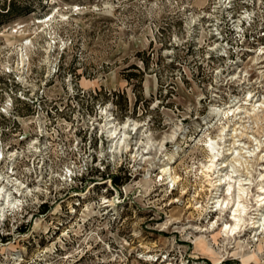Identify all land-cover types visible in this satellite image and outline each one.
I'll return each instance as SVG.
<instances>
[{
	"label": "rangeland",
	"instance_id": "obj_1",
	"mask_svg": "<svg viewBox=\"0 0 264 264\" xmlns=\"http://www.w3.org/2000/svg\"><path fill=\"white\" fill-rule=\"evenodd\" d=\"M13 2L21 14H0V172L41 190L0 219V264H264L250 219L264 208V0ZM17 91H42V112L7 107ZM253 105L256 123L229 115L219 139L216 110ZM40 118L42 165L28 148ZM107 119L137 123L127 150H112ZM208 138L217 166L233 141L254 151L235 235L233 202L212 198L226 185L215 194L202 174Z\"/></svg>",
	"mask_w": 264,
	"mask_h": 264
},
{
	"label": "bare ground",
	"instance_id": "obj_2",
	"mask_svg": "<svg viewBox=\"0 0 264 264\" xmlns=\"http://www.w3.org/2000/svg\"><path fill=\"white\" fill-rule=\"evenodd\" d=\"M52 18L53 16L47 19L46 22L50 21ZM40 22L41 23L43 22L45 24V21H40ZM261 53L264 54V51H261ZM23 57L24 56L22 55V58ZM23 62H24V59H23ZM254 107L255 106L253 105V107L249 109L242 108V106H238L236 109H231V108L217 109L216 113L220 114L221 112V114L222 113L226 114V117H225L226 122H224L223 125L220 126L221 133L219 134V139L222 138L221 134L224 132V130L230 127L229 125L230 116L232 117L233 115H237L241 113L243 109H244V112L247 114V116L253 122L256 123L259 116H258V113L255 112ZM260 108L262 109V111L264 110V105H262L261 103L258 104L257 110H259ZM237 123L238 122H235L233 125H236ZM105 125L107 128V135L110 138V141L114 142L112 145L113 149L112 148L111 149L114 151H117L118 149L120 151L122 149L127 150L128 148L124 141L126 137L125 129L129 128L130 126H133V129H135L137 127V123L130 124L129 122L128 123L125 122L121 126V125L114 124L111 119L110 120L107 119ZM232 131L235 132L236 128L233 127ZM254 140H257V139L254 138ZM218 144L220 143L213 138H208L207 140H205V143L202 144L203 147L207 148L206 150L209 153V160H208L209 163L203 165L202 174L206 178V180H208V183L211 186L210 189L212 188L211 189L212 191L213 190L216 191L215 194H217L220 187H222L224 184L226 185L227 193H225V195L222 194L223 197L221 194H219L212 198L214 199L215 197H217V199L213 201V203H215L219 209L222 208V206H224L225 204H228V203L230 204L231 202H233L234 208L231 212L233 222H231L230 224L225 223L223 232L226 236H228V234L235 235V232H237L238 230H241V228L245 225L244 217L247 214H252V212L248 210V204H247L248 190L247 189L250 187L251 182L253 181H251V179L248 178L247 176L245 178H242L241 175L238 174V172L242 168H243L242 171L244 169H247L246 166L249 162L248 158L253 157L252 154L254 151L250 150L249 147H248V150L246 149V151H243L244 147L240 146L239 144L236 145L235 142L233 141L232 143H230L232 144V146H230L229 144V148H227V153L225 154V156H223L220 166H217L218 164L217 162L219 160L217 159V157L218 155H220ZM262 151L263 150H260V152ZM235 153L236 155H234ZM246 153H248V155H246ZM229 156H231V158ZM1 157H2V154L0 152V162H1ZM263 157L264 155L261 157V165H263L264 167V160H262ZM257 159H258V155H257ZM226 168H228V170ZM164 170L165 169L163 168L162 171ZM224 170L225 172H223ZM214 174H216L215 177H212V175ZM169 177H170V182H172L173 184L178 182V180H176L175 177L172 176L171 173L169 174ZM235 184L237 186L236 187L237 191L234 196V193L231 192L230 190L232 188H235L234 187ZM246 186L248 187L246 188ZM39 190L41 189L38 186H36L35 189H30L24 182L18 180L17 178H12L8 173L4 175L2 172H0V219H3L4 216L9 212H12V213L15 212V210L17 209L20 203L19 197H27V196L29 197L30 195H33V193H38ZM260 190L261 191L256 196L258 198L256 199V203H259L258 206L262 208L264 206V185L263 184L261 185ZM229 193L230 195L226 196ZM246 209L248 210L247 212H246ZM253 210H259V209L255 208ZM219 211L222 213L223 210H219ZM256 214H259L260 216L254 217L250 215L252 216L250 217V219L252 220L251 227L253 228V230L255 229V232H256V229H258L259 227L262 230L264 229V208L261 210L260 213L257 211Z\"/></svg>",
	"mask_w": 264,
	"mask_h": 264
},
{
	"label": "built area",
	"instance_id": "obj_3",
	"mask_svg": "<svg viewBox=\"0 0 264 264\" xmlns=\"http://www.w3.org/2000/svg\"><path fill=\"white\" fill-rule=\"evenodd\" d=\"M9 102H7L6 106L9 108H18L19 106L23 108L33 107L36 108L38 112H42V91H17L16 95H14L13 99L10 96ZM29 118V116H26ZM33 119H29L28 123L33 122ZM30 137V133L27 135ZM42 118L36 122V131L33 134L32 138L28 140V148L30 151L36 155H38L41 159L42 165ZM24 139L25 137L22 136ZM1 143V139H0ZM9 147V146H8ZM1 150V149H0ZM16 150V148H15ZM12 155H15L14 152H9ZM3 156L1 157V159Z\"/></svg>",
	"mask_w": 264,
	"mask_h": 264
},
{
	"label": "trees",
	"instance_id": "obj_4",
	"mask_svg": "<svg viewBox=\"0 0 264 264\" xmlns=\"http://www.w3.org/2000/svg\"><path fill=\"white\" fill-rule=\"evenodd\" d=\"M7 0H3V3H2V7L0 6V14L2 16H5V18H9L10 16H16V15H19L23 12L24 9H19V8H15L14 7V2L13 0H9V4L6 5L5 2ZM112 178V181L114 184H118L119 183V177L117 175H113L111 176Z\"/></svg>",
	"mask_w": 264,
	"mask_h": 264
}]
</instances>
